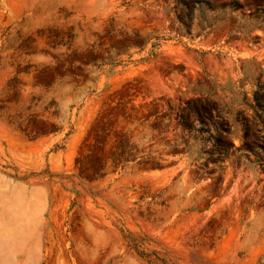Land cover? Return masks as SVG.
<instances>
[{"label": "rangeland", "instance_id": "374dc122", "mask_svg": "<svg viewBox=\"0 0 264 264\" xmlns=\"http://www.w3.org/2000/svg\"><path fill=\"white\" fill-rule=\"evenodd\" d=\"M221 1L0 0V264H264V158L215 147L264 146V0Z\"/></svg>", "mask_w": 264, "mask_h": 264}, {"label": "trees", "instance_id": "16d2710c", "mask_svg": "<svg viewBox=\"0 0 264 264\" xmlns=\"http://www.w3.org/2000/svg\"><path fill=\"white\" fill-rule=\"evenodd\" d=\"M177 2L179 4L180 3L185 4L184 0H177ZM184 6H186V4ZM256 6H261V5H256ZM244 7H246L245 1L244 3H242L240 0H228L226 2L221 1L220 6H219L221 10H226V11L228 10L231 14L237 13L238 11L242 10ZM183 15H184L182 17L183 20L189 19L188 13H184ZM252 16L257 20L261 19L264 21V9L262 7L257 8ZM160 41H168V40L165 39V37H158L156 39V43L152 45L153 50L149 54L151 57L155 56V51L159 48ZM250 107H251L250 109H251L252 116L249 119L251 121H255L256 124L261 125L264 129V85H258V89L252 94V102H251ZM207 113L209 114V118H211V112H207ZM200 124L203 125V122H201ZM185 127L189 133L194 131L196 134L203 133V134L209 135L208 133L209 131H207L204 127H201L198 130H196L193 126L188 125V124H186ZM220 132L221 131L215 128L216 134L222 135ZM225 132L229 133V131H225ZM226 135H225V138H226ZM249 137H250V131H249V128L246 126L245 131H244V139H249ZM226 144L227 146L219 142L216 143L215 147L218 150V153L217 152L216 153L219 156V159H221V157H226V158L230 157L231 156L230 151H233L235 153L243 152L246 155H254V156L255 155L258 156L257 152H260L264 158V146L261 147L255 142H250V143L245 142L241 144L238 148H235L234 145L231 144L230 142L229 143L227 142Z\"/></svg>", "mask_w": 264, "mask_h": 264}]
</instances>
